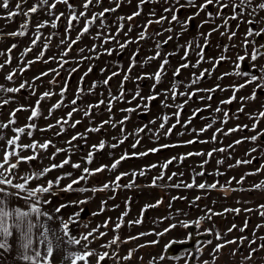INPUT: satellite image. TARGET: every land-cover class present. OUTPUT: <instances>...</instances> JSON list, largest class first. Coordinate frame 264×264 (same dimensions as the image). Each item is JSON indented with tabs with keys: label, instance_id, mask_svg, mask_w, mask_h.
I'll use <instances>...</instances> for the list:
<instances>
[{
	"label": "rangeland",
	"instance_id": "1",
	"mask_svg": "<svg viewBox=\"0 0 264 264\" xmlns=\"http://www.w3.org/2000/svg\"><path fill=\"white\" fill-rule=\"evenodd\" d=\"M18 2L19 0H10L9 9L0 8V53H3L0 55V64H4L0 69V85L5 88L19 87L22 83L25 85L18 93H0V100H9L7 105L0 103V123L7 124L10 120H15V123L9 124L8 128H0V136L5 138L0 140V161L3 160L4 149L7 147L6 140L16 135L14 131L16 127H25L30 123L36 126L32 129L31 137L26 133L20 134L19 143L30 144L33 140L44 143L51 140L52 145L47 150H40L36 154V159L21 162L15 170L17 179L14 182H22L19 177L41 171L53 163L59 164L70 157L69 164L64 165L63 168L53 169L41 180H34L29 184V187L34 188L38 183L45 184L48 180H55L56 177L72 173L71 177L61 181L59 188H53L61 190L78 178L84 167L94 170L108 166L73 187L89 189L84 192L79 191L81 201H86L82 203L85 212L92 213H89L90 217L86 213L89 221L99 223L108 220L115 225L111 229L110 239L116 235L120 238L117 244L112 245L116 250V257L120 256L117 264H121L122 260L118 248L123 246L134 252V264H182L186 258L185 253L179 257H168L165 251V247L172 243V240L187 236L188 229L182 222L198 226L197 231L200 232H208L207 230L211 229L210 234L213 236L211 244L204 241L202 245L215 247V243L225 244L226 241H236L226 244L228 251L224 257H216L212 253L203 256V259L209 258L210 264H222V259L223 264H264V248H260V245L264 244V239H261L264 237V216L260 214L264 212V208L260 207L264 205V186L260 189L253 187L264 182V141L262 140L264 117L259 116V113L264 111V88H257V84L264 85V83H260L259 80L246 83L252 75H244L242 70V64L247 62L252 69L258 70L257 77L264 75V54H258L259 44L256 36L247 37L249 43L245 45L247 32H235V36H231L232 32H211L208 43L203 49V60H200L198 67H192L199 60L198 46L204 44V38L200 33L207 34L209 33L207 30L217 26H221L218 29L226 28L223 27L225 21L221 15L214 18L207 16L209 8H213V13H216L217 6H209L190 23L182 25L177 22L170 23L173 13L164 12L165 8L172 6L170 0H150L143 5L140 4V0H130V2L121 0L120 7L115 12L105 13L104 17L97 19L90 26L87 33L72 44V50L68 55L63 56V60L68 63L61 67L62 54L68 44L76 40L77 35L82 31L85 18L81 17L78 22L73 21L72 28L66 30L67 18L71 10L65 4L59 3L52 10L54 15H49L48 7L45 5L37 13L31 14L27 29H23L21 25L26 19L24 15L4 18L8 11L16 10L15 4ZM37 2L38 0H27V4L22 6V12H26ZM52 2L53 0H49V4ZM84 2L85 0H69L77 15L80 12H87L89 19L92 15L102 12L104 8L116 7L114 0H103L102 3H96L94 0L93 4L85 9ZM194 2L198 6L204 0H194ZM180 4L185 5L176 13L180 21L193 16L197 11V7L188 6L184 0H180ZM137 11L140 15L133 17L132 20L127 19ZM228 12L233 14L232 5H229ZM60 13H64V16L56 21L55 18ZM161 16H166L167 19L162 23H155ZM120 17L125 19L121 20ZM45 20L49 21V24L39 29L40 39L33 46L32 40L37 34L36 25ZM149 20L153 23L149 24ZM53 21L57 23L56 28L51 27ZM203 21L208 22L202 24ZM192 23L195 24L194 31L191 29ZM237 23L235 21L231 25L227 24L229 27L237 28ZM246 23L242 28H248ZM168 28L172 31H165ZM21 31H24L25 35H8ZM141 33H145L147 38L138 39ZM157 33L160 35H156ZM108 36H115V40L104 43V38ZM169 36L172 37L171 40H168ZM129 40L134 42L127 43ZM166 40L167 43H163ZM61 41L64 43L62 44ZM157 42H161L160 57L149 60V57L156 54ZM189 42H192V49L188 50L185 59L186 46ZM45 43L49 45L46 50L43 47ZM123 43H127V46L121 49L119 45ZM12 45L16 47L12 48ZM94 45L96 47L92 51ZM30 47L32 50L25 54V49ZM79 49H84V52L80 53ZM105 49L113 51L109 55ZM41 51H44V55L41 59H37ZM253 52L257 53L256 61L251 59ZM134 53L135 66L129 71ZM82 56L87 59H81ZM221 56L225 59L220 60ZM239 56H244L245 59L240 61ZM165 57L168 59V64L165 65L160 82L156 83L154 79L147 78L156 73ZM8 60L10 63H5ZM217 60L219 63H215ZM183 63H188L189 67L181 68L179 75L174 77L173 73ZM72 68H76L77 71L70 72ZM52 69L55 71H50ZM205 69L208 71L204 72ZM13 71L15 72L13 80L8 81L6 76ZM45 72L48 75L42 76L41 73ZM201 72H204V76L197 83L192 84L193 74L195 77H200ZM113 73L118 74L113 76ZM126 75L128 79L124 80ZM110 76L112 78L108 84H104L103 81ZM36 77L40 78L36 79ZM138 77L145 78L138 79ZM239 85L245 86L239 88ZM173 86L176 89L175 98L171 91ZM62 89H66L63 96L60 95ZM80 89L83 91H79ZM137 91L140 96L134 99ZM45 92H50L52 95L41 99ZM253 92L255 98H252ZM186 93H195V95L189 96ZM150 95H155L156 99L150 102L141 99ZM233 95L235 99H232L231 103H222ZM74 99L77 101L75 105L72 104ZM37 100H40V114L30 120L29 117L36 107ZM100 100L104 103L92 107L90 115L85 116L84 112L89 110V106L97 105ZM110 100L111 111L108 110ZM58 102H62V106L50 112L53 105ZM145 104L148 106L145 107ZM179 105L183 107L178 108ZM17 108L21 110L16 112L13 118L10 114ZM73 108L81 110L73 112L68 123L63 124L62 130L61 126L57 125V121L61 118L67 119V113ZM217 108L220 111H216ZM127 109L133 111H126ZM165 116L169 117L167 122L163 120ZM75 121L80 123L72 127ZM104 121L108 123H103ZM162 123H164L163 128L160 127ZM253 124H256L254 130ZM49 125L54 127L49 128ZM245 125L247 127H244ZM93 128H99V131H91L90 129ZM169 128H172L171 134H167ZM140 129L143 131H139ZM201 129L206 130L201 131ZM230 129L236 130L229 131ZM258 133L261 135L257 140H251V137ZM77 134L84 135L72 140ZM69 141L71 143H68ZM101 141L105 142V148L94 151L92 145H98ZM187 141L194 142L186 143ZM133 144H136L135 148ZM111 145L117 147L113 148ZM164 145L168 147H163ZM58 148L66 151L58 153L55 159H51ZM154 148L158 151H150ZM214 149L216 151H213ZM90 152L93 153V159L91 163H87L86 157ZM208 152H212L210 157L195 155V153ZM140 153L147 155H139ZM189 153L193 155H188ZM125 154L127 158L121 160L115 170L111 169L112 163ZM21 155L27 157L33 156L34 153L28 149L21 152ZM169 160L172 162L164 168ZM15 161L16 158L13 157L12 162ZM77 163L81 165L80 169L72 167V164ZM153 165L155 167H151ZM257 169L261 170L257 172ZM133 172L137 175L133 176ZM141 172L144 174L139 175ZM121 173L128 175L120 180V187L111 186L106 190L91 191L93 188L99 189L105 183L114 181ZM199 173L203 175H198ZM161 175L164 179L157 180L153 185V179ZM168 177L172 179L169 180ZM133 182L132 187H125ZM201 183L206 187L201 189L196 186ZM188 184L193 186H184ZM212 184H216V187H207ZM175 185L181 186L175 187ZM174 197L177 199H173ZM157 201L162 202L157 205ZM148 205L156 206L146 208ZM209 209L212 213H221V215H211ZM225 209H240V211L226 212ZM247 209L251 211H246ZM125 212L127 215L123 216L120 228L116 229V224L120 222ZM208 216L211 218L208 219ZM202 217L204 219H201ZM138 220L141 222L135 223ZM196 221L200 222L194 223ZM173 224L176 225L175 228L170 227ZM233 225L236 227L229 232L228 229ZM258 225L261 227H257ZM165 229L169 231L164 232ZM240 229L244 230L240 231ZM89 230L88 224L86 233ZM100 233L103 232L96 231L97 236H100ZM141 233L148 234L140 235ZM157 233L164 234L157 235ZM217 233L224 239H216ZM129 237L137 238L129 239ZM100 238L106 239L105 235ZM252 240H255L254 244L250 243ZM152 241L157 243L153 244ZM253 248L257 251L251 259H246ZM234 250L235 255H233ZM142 255L144 259L140 260ZM161 255L165 259L160 260ZM214 257L215 259H212Z\"/></svg>",
	"mask_w": 264,
	"mask_h": 264
},
{
	"label": "snow or ice",
	"instance_id": "2",
	"mask_svg": "<svg viewBox=\"0 0 264 264\" xmlns=\"http://www.w3.org/2000/svg\"><path fill=\"white\" fill-rule=\"evenodd\" d=\"M94 2V0H85L83 7L85 9H87L90 5H92ZM96 3H102L103 0H95ZM114 2L116 3V7L115 8H104L102 12L96 13L94 15L91 16V18L89 19L87 16V12H80L79 15H77L75 9L73 8V5L71 3H69V0H53L52 3L49 4V0H38V2L36 4H34L32 7L28 8L26 12H22V6L27 4V0H19L18 3L15 4V11H8L7 12V16L4 18H13V17H17L19 15H24L25 16V22L21 25V28L23 29H27L29 21H30V17L31 14L37 13L38 10L42 9L45 5L48 7V14L49 15H54V13L52 12L53 9H55L57 7V4L59 3H63L65 4L68 9L71 10V14L70 16L67 18L68 19V25H67V29L66 30H70L73 26V21H79L81 17L85 18V24L84 27L82 29V31L77 35L76 40H72L69 44L67 49L65 50V52L62 54L61 57V67H63L64 64L68 63V61L63 60V56L68 55V52H70L72 50V44H75L79 39L80 36H82L84 33H87L89 31L90 26H92L95 21L97 19H100L102 17L105 16V13H109V12H115L117 10V8L120 7V3L121 0H114ZM130 2V0H129ZM146 2H150V0H140V4L143 5ZM247 2L249 4L252 3V0H247ZM170 3L172 6L167 7L164 9V12H172V16H171V22H177L180 23L182 25H186L188 23H190L195 16L199 15L200 12L205 11L208 9L209 6H217V12L213 13L211 11L207 12V16L209 18H214L215 16H219L221 15V11L223 9H226L229 7V5L227 3L222 2V0H204V2L200 5H196L194 0H187V5L188 6H192V7H197V11L193 14V16H189L186 18V20L184 21H180L178 15L176 14L180 8L185 7V5L180 4V0H170ZM175 5H179V7H174ZM139 7V6H138ZM234 7V12L233 15L230 17L231 19H237L239 13H237L235 11V8L237 6H233ZM0 8L2 9H9L10 8V0H2V3H0ZM258 8L260 10H264V3H259L258 4ZM140 15V12H134L131 16H128L127 19L128 20H132L133 17ZM64 16V13H60L59 16H56L55 20L58 21L60 19V17ZM121 20L125 19L124 17H120ZM165 19H167L166 16H161L159 18V20H156L155 23H162ZM208 21H203V23H207ZM149 24L153 23L152 20H149L148 22ZM248 24H253V23H257L256 21L253 20H249L247 21ZM49 21L45 20L42 23H39L36 25L37 28V34L35 35V38L32 40V45L35 46V44L37 43V41L40 39V35L39 34V29L44 28L46 26H48ZM202 26V25H200ZM51 27L52 28H56L57 27V23L55 21H53L51 23ZM121 28L123 27L122 25L120 26ZM147 26H145L146 28ZM221 26H217L215 28L212 29V31H217L218 28ZM223 27H228L227 24V20H225V23L223 25ZM130 30V29H129ZM165 31H172L171 28L165 29ZM8 35H12V36H17V35H25L24 31L21 32H12ZM156 35H160V33H157ZM200 35L204 38V44L203 45H199L198 47L200 48V51L198 53L199 56V60L197 62V64L192 65V67H198L199 66V62L200 60H203V49L204 47L207 45L208 43V37L211 35V32L204 34V33H200ZM264 35V28H260L259 30H253L251 27L249 28V30L246 33V39H245V45H247L249 43V41L247 40V37L249 36H257L260 37ZM231 36H235V32L231 33ZM231 36L229 38H231ZM146 34L145 33H141L138 37V39L143 40L146 39ZM172 37L169 36L168 40H171ZM111 40H115V36H108L104 38V43H108ZM134 41H127V43H133ZM61 43L63 44L64 41H61ZM127 43H123L120 44V48L123 49L127 46ZM163 43H167L166 41H163ZM161 46V42H157V51L155 56L153 57H149L148 59H156L160 57V52H159V48ZM16 45H12V48H15ZM44 49L46 50L49 45L47 43L44 44ZM95 45L93 46L92 51L95 50ZM260 47L264 48V45H261ZM192 49V42H189L188 45L186 46V52H185V59L187 57L188 54V50ZM32 50V48H27L25 49V54L27 52H30ZM11 51V49H9V52ZM80 53L84 52V49H79ZM105 51L107 52V54H111L112 53V49H105ZM3 53H0V55H2ZM44 55V51H41L40 56L37 57V59H41ZM135 53L133 54V63L132 65H130L129 71H131V67L135 66ZM81 59H87V57H81ZM220 60L225 59V57L221 56L219 58ZM245 59L244 56H239L238 60L243 61ZM251 59L253 61L257 60V53L253 52L251 54ZM5 63H10V60L5 61ZM31 63V62H29ZM215 63H219V60L215 61ZM168 64V59L165 57L162 60V63L159 66V69L156 71V73L154 75H152L151 77H147L150 79H154L156 81V83H159L161 80V75L165 70V65ZM4 67V64H0V69H2ZM189 67L188 63H183L181 64L173 73V76H178L180 73L181 68H187ZM50 71H55L54 69L50 70ZM77 71L76 68H72L70 69V72H75ZM89 71H91V68H89ZM208 70L205 69L204 72H207ZM204 72H201L200 77H195L194 75V79L191 81L192 84H195L199 81L200 78H202L204 76ZM59 73H57L58 75ZM118 73H113L112 75L115 76ZM239 74V73H237ZM15 75V72H11L6 76V79L8 81H12L13 77ZM42 76H46L48 75L47 72L45 73H41ZM85 75H87V73H85ZM227 75V74H226ZM244 75H248L247 73H245ZM40 77H36V79H39ZM112 77H108L107 79H105L103 81L104 84H108V81L111 79ZM141 78H145V77H138V79ZM128 76L126 75L124 77V80H127ZM258 80H264V75H261L260 77H257L256 75H252L250 77L249 80L246 81V83H252ZM50 83H54V81H50ZM123 84V82H122ZM245 85H239V88L244 87ZM25 87V85L22 83L20 84L19 87H8L5 88L3 85H0V93H18L20 92L21 89H23ZM217 87H219V85H217ZM153 88H155V85H153ZM257 88H264V85L261 84H257ZM238 90V88H237ZM64 91H66V89H62L60 95L63 96ZM79 91H83V89H80ZM173 92V98H175L176 95V89L175 86H173L172 90ZM212 91V90H209ZM123 94L122 90H121V95ZM52 95V93L50 92H45L43 93V95L41 96V99L48 97ZM186 95H195V93H186ZM140 96L139 91H137L134 95V99L136 97ZM210 98V97H209ZM252 98H255V92H253V96ZM77 99H79V96H77ZM113 99H118L117 97H113ZM142 100L145 101H152L154 99H156L155 95H150L147 97H141ZM232 99H235V95H233L232 98H230L227 101H222V103H231ZM76 99H74L72 101V104L75 105L76 104ZM0 103H2L3 105H7L9 103L8 99H2L0 100ZM104 101L100 100L99 103L97 105H90L89 106V110L84 112L85 116L90 115V111L92 107H98L99 104H103ZM39 104H40V100H37L36 102V107L33 108L32 110V115L31 117H29V119L31 120L34 117H37L40 113H39ZM62 106V102H58L57 104L53 105L52 109L50 110V112L52 110H55L57 108H60ZM111 100L109 101V108L108 110L111 111ZM145 107H147L148 105L145 104ZM22 107V106H21ZM183 105H179L178 108H182ZM21 108H17L15 110H13L11 112V116L14 118L16 115V112L20 111ZM81 109L78 108H73L72 111L67 113V119L66 118H61L60 120L57 121V125H60L61 128L63 126V124H67L68 120L72 117L73 112L75 111H80ZM242 110V109H241ZM126 111H133V109H127ZM216 111H220L219 108L216 109ZM178 115V114H177ZM227 115V113L225 114ZM260 117H264V111H261L259 113ZM125 119H127V117H125ZM169 119L168 116L163 117V120L165 122H167V120ZM177 122L179 123V120H177ZM15 120L12 119L10 120L7 124L4 123H0V128H8L9 124H14ZM80 121H75V123H73L71 126L75 127L76 124H79ZM103 123H108V121H104ZM121 124L123 123V121L120 122ZM258 123V121H257ZM36 126L35 124H28L25 127H16L14 129L16 135H13L11 138L6 140V145L7 147L4 149V155H3V160L0 161V250H7L10 248V243H9V238L13 236L14 232L18 235V249H19V257L21 260L28 262V264H53V258H54V253L61 251V246L63 245L64 248L62 250L63 254H62V259H61V264H91L90 258L95 256V264H101V262H104L106 260V258L109 257V253L107 251L103 252V253H96L94 250L90 249L89 245L91 243V241L89 240V237H93L94 232L98 231V229H93L92 231H89L86 235H81L80 237H76L71 235L70 233V228H69V224L72 223L73 221L70 219L69 221H65L62 217H57L60 220V228L59 230H57L56 228H52L49 225V221H51L53 219V215L52 213H49L47 211H43L42 210V206L46 205V204H50L51 201L49 199L44 198L45 195H55L56 193L53 192V188H59L60 183L63 179L67 178V177H71L72 173H66L63 176H59L56 177L55 180H48L45 184H40L38 183L36 185V187H29L30 182L32 181H39L41 180L44 176H46L50 171H52L53 169L56 168H63L64 165L69 164L70 162V157L64 159L62 162H60L59 164H51L49 167L42 169L41 171L38 172H32L31 174H26L22 177H19V179L22 182H14L17 179V174H16V169H18L19 164L23 161H32L34 159H36V154L40 151V150H47L49 148L50 145H52L51 140H47L44 143H39L35 140H33L32 143L30 144H21L19 143L20 139H21V135L20 134H24L26 133L29 137L32 136V129H34ZM49 128L54 127V125H49ZM161 128L164 127V123L161 124L160 126ZM173 128L175 127V125L172 126ZM208 127H211V125H208ZM244 127H247L246 125ZM256 128V124H253V130ZM63 130V128H62ZM91 131H99V128H93L90 129ZM206 129H201V131H205ZM236 129H230L229 131H235ZM139 131H143V129H140ZM172 128L168 129L167 134H171ZM60 133H57V135H59ZM84 134H77L76 136L72 137V140H76L79 137H83ZM261 135V133H258L257 135H254L251 137V140L255 141L257 140L258 136ZM5 138L3 136H0V140H4ZM123 141H121L122 143ZM194 141H187L186 143H193ZM68 143H71V141H69ZM137 143H139V141H137ZM236 143H240V141H236ZM54 147V146H53ZM111 147L115 148L117 147V145H111ZM136 147V144H133V148ZM163 147H168V145H164ZM93 150H103L105 148V142L101 141L98 145H92ZM32 150L34 155L33 156H23L21 155V152H23L24 150ZM62 151H66L65 149H56L55 152L52 154L51 159H55V156L62 152ZM150 151L155 152L158 151V149H150ZM213 151H216V149H214ZM219 151H224V149H219ZM252 151H256V149H252ZM139 155H147V153H140ZM188 155H193L192 153H189ZM195 155H207V156H211L212 152H208V153H195ZM15 157L16 161L12 162V158ZM127 158V154H125L124 156H121L120 159L115 160L112 165L110 166L111 169L115 170L118 165L120 164L121 160H124ZM93 159V153L90 152L87 157H86V162L87 163H91ZM175 159V158H173ZM183 159V158H182ZM172 161L169 160L163 167L167 168L168 164H170ZM207 161H205L206 163ZM220 163H222V161H220ZM239 163V162H238ZM244 163H250V161H244ZM73 168L76 169H80L81 165L80 164H72ZM108 167V166H102L101 168H97L94 170H90L87 167H84L82 169V174L71 181V183L65 185L61 191H65V192H69V191H80V192H84V191H88L89 189L87 188H74L73 185H78L81 181H86L88 179L89 176L94 175L96 172H100L103 170V168ZM151 167H155V165L151 166ZM261 169H257V172H259ZM144 173L141 172L139 173V175H143ZM254 174V173H251ZM128 175V173H121L120 175L116 176L115 180L110 182V183H105L101 188L97 189V188H93L91 189V191L95 192V191H99V190H106L111 186H115V187H120V180L124 177ZM133 176H136L137 174L135 172L132 173ZM176 174L174 173L173 176H175ZM198 175H203V173H199ZM164 179V176L161 175L159 177H156L153 179V185L156 184L157 180H162ZM169 180L172 179V177H168ZM243 179V178H242ZM134 184L133 183H129L128 185H125V187H132ZM181 185H175V187H180ZM185 187H192V184H188V185H184ZM197 187L203 189L206 187L205 184L201 183L199 185H196ZM262 186H264V182H261L259 184H255L253 187L254 189H260ZM207 187H211V188H215L216 184H212V185H207ZM9 189H15L16 191H9ZM21 192L24 193L23 196H21ZM10 198H16V199H23L27 205V208H21L19 206H11L9 203ZM173 199H177V198H173ZM197 199H200L199 197H197ZM86 201H72L70 203L73 204H82L85 203ZM162 202V201H157V205ZM106 203V202H104ZM156 205H148L147 207H153ZM68 207L67 204H61L58 207H56L54 209L55 213H60L61 209ZM261 208H264V205L260 206ZM103 210V209H102ZM144 210H142L143 212ZM209 213H211V215H221V213H212L211 209L208 210ZM225 211H235V212H239L240 209H225ZM246 211H251V209H247ZM261 216H264V212L260 213ZM76 216L79 215V213L75 214ZM127 215V212L122 214V217L120 218V222L116 224V229H119L121 226V223L123 222V216ZM43 218V219H41ZM208 219L211 218V216L207 217ZM201 219H204V217H202ZM141 221H136L135 223H140ZM200 221H196L194 223H199ZM184 227H188V222H182ZM105 227L107 226V222L104 225ZM247 226V222L245 223V227ZM171 228H175L176 225H171ZM236 226L233 225L232 228L228 229V231H232L233 228H235ZM257 227H261V226H257ZM244 229H240V231H243ZM169 231V229H165L164 232ZM209 233L211 232V229L207 230ZM148 233H141L140 235H147ZM164 233H157V235H163ZM106 235V233H100V236H104ZM137 237H129V239H136ZM119 236L116 235L113 237V239L106 245H102V247H111L114 244H117V242L119 241ZM217 239H220L219 233H217ZM242 239H246V238H242ZM261 239H264V237H262ZM235 240L232 241H226L225 244H216L215 248L213 249V256L216 252H219L221 249H223L224 247H226V244L228 243H235ZM151 243L155 244L157 243V241H152ZM209 244H211V241H208ZM251 244L255 243V240H252L250 242ZM73 246H78L75 248V250H73ZM141 247H143V245H141ZM167 248V246H166ZM260 248H264V244L260 245ZM257 251V249L253 248L251 249L249 256L246 257V259H251V256ZM132 252L130 251L128 253L127 256L122 257V259L124 260H128L131 258ZM233 255H235V250L233 252ZM215 258V257H214ZM160 260L165 259V257L163 255H161L159 257ZM204 264H208V261H204Z\"/></svg>",
	"mask_w": 264,
	"mask_h": 264
},
{
	"label": "crops",
	"instance_id": "3",
	"mask_svg": "<svg viewBox=\"0 0 264 264\" xmlns=\"http://www.w3.org/2000/svg\"><path fill=\"white\" fill-rule=\"evenodd\" d=\"M9 191H16L15 189H9ZM55 192V195H45L44 198L49 199L51 201L50 204H46L42 206L43 211H47L49 213H52L53 219L49 221V225L52 228H56L59 230L60 228V220L57 217H62L65 221H69L70 219L73 221L69 224L70 233L73 236L80 237L81 235H86V226L89 224V231H92L93 229H98L99 232L106 233L105 237L106 239L102 240L100 236H97L96 232H94L93 237H89V240L91 241L89 247L90 249L94 250L96 253H103L107 251L109 253V257L106 258L104 262H101V264H117L120 256L116 257V250L115 248L111 247H102V245L108 244L112 239H110L111 235V229L113 226H115L113 223L109 222L108 220L104 222H92L89 221L86 217L87 215L92 214L91 212H85L84 204H73L70 203L72 201H81L82 198H80L81 193L79 191H61V190H52ZM24 193L21 192V196H23ZM9 203L11 206H19L21 208H27V205L23 199H16V198H10ZM61 204H67L68 207L61 209L60 213H55L54 209L58 207ZM79 213L78 216L75 214ZM90 217V215H89ZM43 219V218H41ZM107 222V226L105 227V223ZM86 223L87 225H85ZM10 248L7 250H0V264H28V262L23 261L19 257V249H18V235L14 232L13 236L9 238ZM78 246H73V250ZM64 246H61V251H58L54 253L53 258V264H61L62 259V250ZM118 250L121 252L122 257L127 256L128 253L131 251L130 248L127 246H123L122 248H118ZM134 251V250H133ZM134 252L131 255V258L128 260H121V264H134L135 257ZM96 257L93 256L90 258L91 264H95ZM144 259V256L142 255L140 257V260ZM139 264V263H138Z\"/></svg>",
	"mask_w": 264,
	"mask_h": 264
},
{
	"label": "flooded vegetation",
	"instance_id": "4",
	"mask_svg": "<svg viewBox=\"0 0 264 264\" xmlns=\"http://www.w3.org/2000/svg\"><path fill=\"white\" fill-rule=\"evenodd\" d=\"M185 2H187V0H184ZM222 2L227 3L228 5H232V6H237L235 8V11L237 13H239L238 18L237 19H231L230 17L233 14H230L228 12V8L223 9L221 11V18L225 20H227V23H229V25L232 24V22L237 21L238 23L236 24L237 28H232V27H226V28H222V29H218L217 31H212V29L207 30V32H247L249 30V28L251 27L254 31L255 30H259L260 28H264V10H260L258 8V4L259 3H264V0H252V3L249 4L247 2V0H222ZM234 9V7H233ZM209 10L211 12H213V8H209ZM249 20H253L256 21L257 23H253V24H248L246 23V25L248 26V28H242V26H244L245 22L249 21ZM235 24V23H234ZM241 27V28H239ZM195 28V24L192 23L191 24V29L194 31ZM257 42H258V54H264V48L260 47L261 45H264V35L257 37ZM242 70L244 73H247L249 75H256L258 76V70L256 69H252L249 64L247 62H244L242 64ZM260 77V76H259ZM260 83H264V80H259ZM264 137V136H263ZM262 137V140L264 141ZM188 229V233L187 236L184 238H180L178 240H172V243H178L179 246L177 249L180 250V253L178 255L175 256H169L167 254V248L168 246L171 244H169L167 246V248L165 247V251H166V255L168 257H179L182 254H186V258L184 260V262L182 264H204V261H208L209 263V258H205L203 259V256H206V254L208 253H212L213 255V249L215 248L213 245H202V242L204 241H211L213 239V236L209 233V232H200L197 231L198 226L193 225L191 223H188V227H186ZM190 228H194V233L195 235H203V234H209V236L207 237H203L201 238L194 246H192V244H189L190 242H194V239H191V234H193L190 230ZM217 239V238H216ZM220 239H224L222 237H220ZM215 244H221L219 243H215ZM228 251L227 247H224L223 249H221L219 252H216L214 254V256L216 257H220V256H226ZM215 259V258H212ZM211 261H214L212 260ZM218 260V259H217ZM220 260V259H219ZM221 263H224V260H221Z\"/></svg>",
	"mask_w": 264,
	"mask_h": 264
},
{
	"label": "water",
	"instance_id": "5",
	"mask_svg": "<svg viewBox=\"0 0 264 264\" xmlns=\"http://www.w3.org/2000/svg\"><path fill=\"white\" fill-rule=\"evenodd\" d=\"M263 139H264V137H263ZM190 230H191V232L193 233V234H191V239H192V240L194 239V242H190V241H189V244L191 243L192 246H194V245H195V244H196L201 238L206 237V236H207V237L209 236V234L195 235V233L193 232V231H194V228H190ZM178 246H179L178 243H171V244L168 246V248H167V254H168L169 256H175V255H178V254L180 253V250L177 249Z\"/></svg>",
	"mask_w": 264,
	"mask_h": 264
}]
</instances>
